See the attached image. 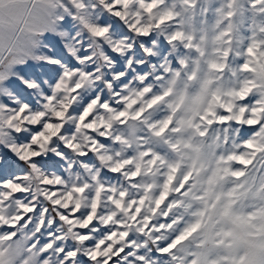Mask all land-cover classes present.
I'll use <instances>...</instances> for the list:
<instances>
[{"label":"snow or ice","instance_id":"1","mask_svg":"<svg viewBox=\"0 0 264 264\" xmlns=\"http://www.w3.org/2000/svg\"><path fill=\"white\" fill-rule=\"evenodd\" d=\"M0 264H264V0H0Z\"/></svg>","mask_w":264,"mask_h":264}]
</instances>
